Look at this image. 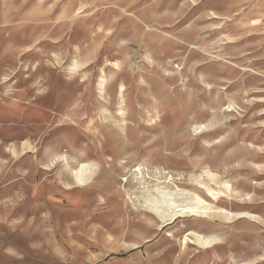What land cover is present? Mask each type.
I'll list each match as a JSON object with an SVG mask.
<instances>
[{
    "label": "rangeland",
    "instance_id": "rangeland-1",
    "mask_svg": "<svg viewBox=\"0 0 264 264\" xmlns=\"http://www.w3.org/2000/svg\"><path fill=\"white\" fill-rule=\"evenodd\" d=\"M0 264H264V0H0Z\"/></svg>",
    "mask_w": 264,
    "mask_h": 264
}]
</instances>
